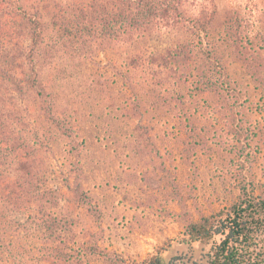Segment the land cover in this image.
Returning <instances> with one entry per match:
<instances>
[{"label":"rangeland","instance_id":"obj_1","mask_svg":"<svg viewBox=\"0 0 264 264\" xmlns=\"http://www.w3.org/2000/svg\"><path fill=\"white\" fill-rule=\"evenodd\" d=\"M129 5L0 0V264H139L164 244V264H208L219 237L188 243L187 221L264 197V90L246 70L264 83V0H188L144 32L115 23ZM35 33L69 136L27 83Z\"/></svg>","mask_w":264,"mask_h":264},{"label":"trees","instance_id":"obj_2","mask_svg":"<svg viewBox=\"0 0 264 264\" xmlns=\"http://www.w3.org/2000/svg\"><path fill=\"white\" fill-rule=\"evenodd\" d=\"M125 1H128L130 5L126 6L127 10L123 11V14L117 15L115 23L122 28L125 27L128 32L131 30L146 31L153 25V19H158L161 22L167 18H170L171 21H183L185 20V5L188 3V0ZM213 18L214 15L211 13L206 18V23L205 21H198V19L190 20V22L193 23L192 28H199V31L206 34ZM39 40L40 34H33L32 49L25 57V63L29 70L27 83L42 100V104H44L42 106L43 115L48 116V120L62 135L69 136L73 129L53 114L48 96L39 88L40 83L33 59ZM239 41L241 42V39ZM246 42L249 46V41L246 40ZM217 64V61L214 62L215 67H218ZM246 70L251 80L264 90V83L259 81L260 77L250 67L247 66ZM5 79L17 94H23L22 85L13 76L6 74ZM200 83L202 85L203 82ZM76 191L78 195L84 196L79 184L76 186ZM184 232L188 243H208L215 237H219V240L213 242L210 247L208 264H264V197H254L244 192L237 202L227 209H222L215 215L201 216L198 220H188ZM167 247L168 244H164V246L157 248L154 255L149 256L139 264H164L160 255Z\"/></svg>","mask_w":264,"mask_h":264}]
</instances>
